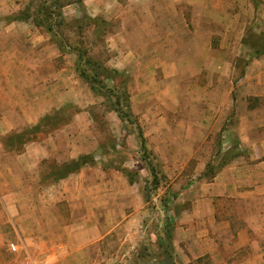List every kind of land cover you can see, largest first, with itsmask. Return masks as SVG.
I'll use <instances>...</instances> for the list:
<instances>
[{"label":"crops","instance_id":"obj_1","mask_svg":"<svg viewBox=\"0 0 264 264\" xmlns=\"http://www.w3.org/2000/svg\"><path fill=\"white\" fill-rule=\"evenodd\" d=\"M257 1L261 3L255 5L252 0H83L92 18L119 20L117 33L106 40L114 57L108 66L120 72L139 66L136 72L145 96H209L208 103L203 104L205 107L197 108L196 113L195 108L186 105L192 114L184 119H178L177 115L181 104L167 101L145 105V112H140L143 125L156 130L150 141L167 174L170 170V173L186 175V160H195V165L188 169L189 174L200 176L213 158L209 151L212 129L221 128V153L230 150L232 145L237 146L231 162L221 167L211 182H194L178 201L186 204L175 221L173 237L181 264H264V56L253 59L243 68L236 93L235 84L232 88L228 85V81L232 83L229 75H235V59L239 57L231 50L237 46L245 48L244 17L264 21V0ZM17 9L15 0H0L1 16ZM196 11L202 20L194 16ZM63 12L65 18L77 17L81 10L77 4H71ZM179 31L185 32L188 38L189 33H208L207 41L200 43L199 58L194 57L193 51L185 50L194 47L195 42H177ZM213 34L222 36L216 47L211 40ZM60 56L57 45L33 25L0 24V106L7 112L33 113L28 119L31 122L35 114L44 116L40 113L58 110L66 90L76 83L74 60L57 68L56 60ZM197 75H206L205 87L178 86L181 80L190 81ZM215 75L217 80H213ZM169 78H177L175 88L165 85ZM20 80H25L26 90L17 87ZM216 95L223 97L224 102L213 101ZM88 174L87 171L72 174L73 179L60 180L48 190L50 206L65 200L85 207L82 216L61 229L56 264H88L89 248L99 246L114 230L109 229L107 220L99 219V222L94 210L101 202H113L112 181L106 180L103 188L96 180L89 182ZM32 190H25V200L19 197L18 202L33 206L29 196ZM99 190L104 191L102 196ZM3 192L0 187L1 195ZM16 218L17 215H12L10 220L5 219L0 213V254L5 249V241H9L5 249L9 252L8 245L14 243L10 240L15 239L18 243L14 244L22 255L27 252L43 264L29 247L33 245L32 233L27 229L18 230ZM137 222H140L139 210L121 221L125 232H117V238L123 243H138ZM8 223L13 225L15 236L5 232Z\"/></svg>","mask_w":264,"mask_h":264},{"label":"rangeland","instance_id":"obj_2","mask_svg":"<svg viewBox=\"0 0 264 264\" xmlns=\"http://www.w3.org/2000/svg\"><path fill=\"white\" fill-rule=\"evenodd\" d=\"M252 1L255 5L261 3V1L257 0ZM15 3L18 8L16 12H18L27 5L28 0H15ZM194 13L197 19L202 20V15L199 11ZM6 16L9 15H0V24H8L4 20ZM81 16L82 14L80 13L77 17L68 16L66 18V21L71 24L72 30L69 31V28H63V39L68 40L70 45H75L77 42L82 41V47L87 49L92 57L108 65L109 60L113 57V53L109 52L106 40L112 36L111 34L117 33L119 20L107 21L109 26L108 31L101 40L99 39L103 42L97 43L90 30H86L82 37L74 34V27L76 26L74 20ZM26 24L31 25L29 23ZM243 24L242 27H245L242 32L243 38L251 31L256 35L264 33L263 18L256 20L253 16H245ZM42 33L50 39L49 35L44 32ZM209 33L212 35L211 32ZM218 33L220 34V31ZM188 35L189 38L185 32L179 31L176 40L177 42L188 40L195 42L194 47H188L185 50L193 51L196 58L200 54V43L207 41L208 33L200 31L193 34L189 33ZM217 35L213 34V38L211 39L214 47L222 39V36ZM246 37L249 38L251 36L249 34ZM50 42L55 44L51 39ZM231 53L239 55V57H236L237 60L235 59L234 63L235 75H229L231 76L230 80L232 83L228 81L230 88L235 84L236 93V83L239 81L240 73L246 61L250 59L251 52L247 48H239L237 46L236 48H232ZM73 60V70H75V54L61 53V56L56 60V67L59 68L65 64L67 65V63ZM138 67L137 65H135V68L130 66L122 72L125 74V79L127 80L132 111L143 129L148 148L156 157V163L161 165L162 172L166 177L161 187L149 201L145 199L144 188L146 181L151 180V176L145 162L142 160L139 141L136 135L130 134L123 129L117 114L110 112L104 103V99L94 95L88 85L77 74L75 75L76 83H72V87L66 90L67 93L64 95L61 106L58 109L64 110L63 119H67V121L57 128L51 129V127H46L40 132L33 133L31 136H34L35 139L24 145L7 144V137L24 133L27 129L39 124L45 116L58 110L40 113L44 116L35 114L31 122L28 119L33 116V113L24 114L20 111L7 112L5 107L0 106V187L4 190L3 195L0 193V213L2 217L9 220L12 215H17L15 220L19 221L18 230L27 229L30 234L32 233L33 245L29 247L40 258L43 264H56L58 256L55 255L58 250L56 244L63 235L61 229L64 228V225L69 226L72 221L78 216H82L85 212L83 204L77 202L74 204L62 200L55 207L49 205L48 190L60 182H53L54 180L49 177L50 173L54 171V167L58 169L73 160H77L81 155L94 154L96 156V164L84 167L78 173L87 171L89 173L87 175L89 182L96 180L99 184L103 185V188L106 180L107 182L112 181L113 202L105 204L99 201L100 204L94 210L97 211L98 220H107L109 222V229L114 230L100 242L99 246L93 249L89 248L86 255L88 264H159L158 251L155 247L153 248L151 243L156 239L154 236L156 226L160 222V219L164 217L163 211L160 208L161 201L170 200V214L173 216L174 221H176L177 217L181 215L182 210L186 208V204L181 205L178 202L183 199L182 195L185 191L189 190L190 186L195 184L194 182L196 181L200 183L211 182L216 176V172L218 173L220 170L223 164L222 161L228 160L230 155L234 153L233 148H237V146L232 145L230 150L221 153V128L212 129L214 134L210 136L211 144H209V151L213 158L208 163L210 164V171L207 172L205 170L200 176H193L189 174L188 169L192 165H195L196 161L186 160V167H188L187 170H184L186 175L178 174V172L177 174L170 173V170L168 171L170 175L167 174L164 162L155 154L151 145L152 142L150 140L154 138L156 130L143 125L140 120V112H145V105H159L167 101L171 104H181L177 115L178 119H184L192 114L186 110V105L195 108L196 113L197 108L205 107L203 104L208 103L207 98L209 96L205 94L193 96L185 94L178 97L169 96L164 98L160 96H145L139 75L136 72ZM217 76L215 75L213 80H217ZM205 77L206 75H197L190 81L181 80L182 84L178 86L186 87L189 84H194L199 87H205L206 82L208 83ZM18 78L21 79V77ZM176 82L177 78L173 80L169 78V80H166L165 85L169 89L172 86L175 88ZM17 83L19 84L17 87L23 90L27 89L25 80L17 81ZM211 88L215 87L210 86ZM218 99L224 102L221 96L216 95L212 97L213 101L217 102ZM217 114L218 112H214V115ZM227 146L223 148L226 149ZM124 170L132 174V178L135 179L133 183H131ZM205 172L209 174L208 178L203 176ZM78 173L74 175H78ZM213 174L214 177H212ZM74 175H70L66 179H73ZM29 189H33L29 191V196H32L33 206L26 207L23 205V202H18L17 198L20 197L24 201L26 198L25 190ZM103 194L104 191L99 190V196ZM137 210L140 212V222H137L138 226L135 232L139 237V242L133 243L132 241H128L123 243V241L117 238L116 234L117 232H125L121 229V221L133 213L136 214ZM5 226L7 227L5 232L13 235L15 232L16 235L12 224L8 223ZM7 240L4 243L5 249L7 242H9ZM10 242L18 243L15 239L10 240ZM36 245H38V248L35 247ZM20 247L22 246L20 245ZM5 249L0 254V264H15V256ZM143 252L146 256H139L140 253L143 255Z\"/></svg>","mask_w":264,"mask_h":264},{"label":"trees","instance_id":"obj_3","mask_svg":"<svg viewBox=\"0 0 264 264\" xmlns=\"http://www.w3.org/2000/svg\"><path fill=\"white\" fill-rule=\"evenodd\" d=\"M71 4H77L82 14L81 17L74 20L76 24L74 34L82 37L86 30H90L97 43L103 42L100 40L108 31V23L102 18H92L89 16L83 5V0H28L27 5L22 10L6 16L4 20L8 24L14 22L29 23L49 35L51 41L58 46L61 53L75 54V71L79 78L88 85L94 95L104 99V103L110 112L117 114L123 129L130 134L136 135L139 141L142 160L145 162L151 176V180L146 181L144 188L145 199L149 201L161 187L166 177L162 172L161 165L156 163V157L148 148L143 129L132 111L131 98L127 88L125 74L92 57L89 51L82 47V41L77 42L75 45H70L68 40L63 39V28H69V31L72 30L71 24L66 21L63 12V9ZM249 34L251 37H246ZM247 35L243 38L242 42L245 48L251 52V55L244 67L253 59L264 56V33L256 35L251 31ZM241 77H243V71L240 73L239 78ZM63 111L60 109L45 116L39 124L27 129L22 134L10 135L7 137V144L24 145L35 139L34 136H31L33 133L40 132L46 127H51V129L59 127L67 121V119H63ZM233 152L228 160L222 161L223 164L221 163V167L231 162L237 153V148H233ZM95 164L96 156L94 154L81 155L77 160H73L58 169L54 167V171L50 173L49 177L54 180L53 182H59L72 174L78 173L84 167ZM206 168L207 172L210 171V164ZM124 172L131 183H133L135 179L132 178V174L127 170H124ZM203 176L208 178L209 174L205 172ZM212 177H214V174ZM169 203V199L161 201L160 208L163 211L164 217L160 219V222L156 226L154 233L156 239L151 245L158 251V257L160 258L159 264H181L177 260L173 244L175 221L170 214L171 209ZM144 252L143 255L140 253L139 256H146Z\"/></svg>","mask_w":264,"mask_h":264},{"label":"built area","instance_id":"obj_4","mask_svg":"<svg viewBox=\"0 0 264 264\" xmlns=\"http://www.w3.org/2000/svg\"><path fill=\"white\" fill-rule=\"evenodd\" d=\"M8 251L15 256V264H41L35 256L27 252L22 255L18 245L14 243L8 245Z\"/></svg>","mask_w":264,"mask_h":264}]
</instances>
